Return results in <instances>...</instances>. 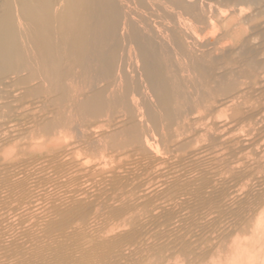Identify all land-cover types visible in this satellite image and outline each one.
Returning <instances> with one entry per match:
<instances>
[{
	"label": "bare ground",
	"instance_id": "1",
	"mask_svg": "<svg viewBox=\"0 0 264 264\" xmlns=\"http://www.w3.org/2000/svg\"><path fill=\"white\" fill-rule=\"evenodd\" d=\"M264 0H0V264H264Z\"/></svg>",
	"mask_w": 264,
	"mask_h": 264
},
{
	"label": "snow or ice",
	"instance_id": "2",
	"mask_svg": "<svg viewBox=\"0 0 264 264\" xmlns=\"http://www.w3.org/2000/svg\"><path fill=\"white\" fill-rule=\"evenodd\" d=\"M262 220H264V217H262Z\"/></svg>",
	"mask_w": 264,
	"mask_h": 264
}]
</instances>
